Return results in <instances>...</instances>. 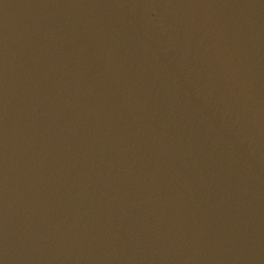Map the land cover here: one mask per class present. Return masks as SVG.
I'll return each mask as SVG.
<instances>
[{
	"label": "water",
	"instance_id": "obj_1",
	"mask_svg": "<svg viewBox=\"0 0 264 264\" xmlns=\"http://www.w3.org/2000/svg\"><path fill=\"white\" fill-rule=\"evenodd\" d=\"M0 264H264V0H0Z\"/></svg>",
	"mask_w": 264,
	"mask_h": 264
}]
</instances>
